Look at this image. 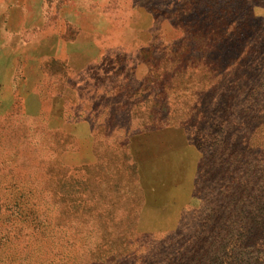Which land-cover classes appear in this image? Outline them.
Wrapping results in <instances>:
<instances>
[{"label": "rangeland", "instance_id": "374dc122", "mask_svg": "<svg viewBox=\"0 0 264 264\" xmlns=\"http://www.w3.org/2000/svg\"><path fill=\"white\" fill-rule=\"evenodd\" d=\"M246 1L0 0V188L7 194L15 182L25 183L26 192L45 190L48 204L42 210H47L48 220L41 237L47 234L52 243L46 251L44 238L31 236L28 246L10 242L1 248L0 264H23L25 256L33 264L41 247L47 256L41 260L44 264L56 260L67 264L79 260L83 246L121 236L131 244L132 258H170L185 228L191 230L193 214L202 207L207 211L219 207L225 190L220 191L218 182H204L200 170L204 148L193 129L178 119L182 108L178 101L183 98L178 97V88L164 90L156 98L150 95L143 105L149 110L129 106L124 118L103 126L119 114L114 101L102 97L94 100L96 106L86 101L75 108L71 102L87 100L90 93L78 94L71 85L81 89L83 79L92 73L87 69L100 66L104 57L132 53L133 60L139 46L149 44L159 31L178 48L182 37L175 29L178 21L198 18L207 5L236 7ZM254 4V13L264 18V0ZM184 5L193 6L190 13L182 11ZM206 11L201 19L208 16ZM145 72L141 67L137 77ZM105 87L111 91L109 83ZM162 102L169 104L173 127L145 130L142 123H151L148 114L158 112L155 119L164 116ZM140 130L144 132L133 136ZM125 139L121 148L129 156L126 161L133 165L132 172L121 170L114 176L112 153L121 152L117 145ZM49 147L60 165L38 186V158ZM119 188L121 197L113 198ZM227 204L232 206L230 200L222 206ZM8 214L2 206L0 237L10 226ZM11 222L16 225L17 220Z\"/></svg>", "mask_w": 264, "mask_h": 264}, {"label": "trees", "instance_id": "16d2710c", "mask_svg": "<svg viewBox=\"0 0 264 264\" xmlns=\"http://www.w3.org/2000/svg\"><path fill=\"white\" fill-rule=\"evenodd\" d=\"M254 1L247 0L236 7L207 5L200 13L197 9L198 18L188 17L175 26L182 34L178 48L168 44L165 34L159 31L149 44L139 46L133 60L132 53L129 56L119 53L110 60L104 57L100 66L87 69L92 73L83 79L81 89L71 85L78 94L85 90L90 93L87 100L79 96L78 102L72 101L75 108L80 109L86 101L96 106L94 100L102 97L114 101L119 114H113L103 126L124 118L129 106L149 110V106L146 109L143 105L150 95L155 94L156 98L164 90L178 88V97H183L178 101L182 106L178 109V119L193 129L200 148H204L205 161L200 164L204 182H218L220 191L225 193L217 209L207 211L202 207L193 214L191 230L185 228L170 258L168 255L165 259L149 255V258H132L128 255L131 244L121 236L116 241L83 246L79 260H68L67 264H264V140L261 133L264 132V18L254 13L257 6ZM192 9V5H184L182 11L190 13ZM205 11L208 16L201 19ZM165 13L169 15L167 10ZM156 52H162V57L154 58ZM141 67L147 72L138 78ZM105 83H109L110 92L105 90ZM158 103L153 101V105ZM160 109L168 118L155 119L153 115L158 112L148 114L146 120L151 123H142L147 127L145 130L173 127L169 121V104L160 103ZM143 130L133 136L142 134ZM126 143L127 139L117 148L125 147ZM44 150L42 158L37 156L41 171L38 186L48 176L50 179L60 165L51 147ZM117 152L116 149L112 153L113 175L120 174L121 170H128L130 174L133 165L126 161L129 156L122 148L118 155ZM92 168L100 170L99 166ZM25 186V183L12 182L7 194L0 188V209L5 206L10 219L7 220L9 228L0 237V253L1 248L13 241L17 246L26 243L28 246L31 236L47 240L46 251L52 245L47 234L41 237L48 220L47 210H42L48 204L47 194L39 189L26 192ZM117 193L113 198L121 197L120 188ZM227 200L232 202L231 207L222 206ZM11 219L17 220L16 225ZM41 249L39 259L33 264H44L41 260L46 254ZM22 261L28 264L26 256ZM48 263L61 264L59 260Z\"/></svg>", "mask_w": 264, "mask_h": 264}]
</instances>
